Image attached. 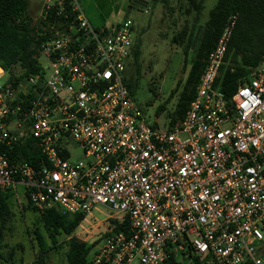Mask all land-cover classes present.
<instances>
[{
  "label": "built area",
  "instance_id": "2783aa9c",
  "mask_svg": "<svg viewBox=\"0 0 264 264\" xmlns=\"http://www.w3.org/2000/svg\"><path fill=\"white\" fill-rule=\"evenodd\" d=\"M40 21L48 65L0 81V194L22 187L39 213L108 209L92 264H264V69L232 96L216 86L237 15L185 116L164 129L147 123L123 78L131 21L96 28L80 0H46ZM27 140L43 166L10 158ZM75 146L88 161L69 160Z\"/></svg>",
  "mask_w": 264,
  "mask_h": 264
},
{
  "label": "rangeland",
  "instance_id": "374dc122",
  "mask_svg": "<svg viewBox=\"0 0 264 264\" xmlns=\"http://www.w3.org/2000/svg\"><path fill=\"white\" fill-rule=\"evenodd\" d=\"M80 1L87 19L96 28L113 29L127 20L133 23L132 40L138 46L140 56L137 62L130 57L123 78L147 123H157L162 129L168 128L170 117L176 114L189 67L195 57L196 47L188 55L189 63L185 71L184 49L187 40L182 46L172 41L184 28L191 29L194 24L195 13L191 16L185 14L187 0H170L168 5L149 0L146 7L137 4L135 0ZM217 1L205 0L196 28V38L203 32ZM45 2L28 0L29 13L34 22H40ZM40 62L44 66L48 65L45 59ZM260 68L264 69V64ZM10 77L5 72L1 83ZM173 92L175 95L171 97ZM69 160L86 162L89 159L81 148L75 146L70 151ZM112 217L108 209L96 206L73 235L56 236L54 239L41 222V215L30 208L23 190L19 196L11 197L10 214L5 219L0 217V264H37L40 252L37 232L44 236L49 246L47 264L67 262L68 241L72 237L92 246L90 258L93 260L111 231L109 226L113 221L108 219Z\"/></svg>",
  "mask_w": 264,
  "mask_h": 264
},
{
  "label": "trees",
  "instance_id": "16d2710c",
  "mask_svg": "<svg viewBox=\"0 0 264 264\" xmlns=\"http://www.w3.org/2000/svg\"><path fill=\"white\" fill-rule=\"evenodd\" d=\"M155 1L163 5H168L170 2V0ZM187 2L188 7L185 14L191 16L193 12L195 13L194 24L191 29L184 28L172 41L182 46L187 40L184 49L185 71L189 63L188 55L194 47H196L195 57L189 67L176 114L170 117L169 127L177 124L185 116L196 96L208 56L215 48L232 16L237 15V21L216 86L227 96H232L241 85L249 81L252 73L264 64V0H218L210 12L203 32L197 38L196 28L205 0H187ZM49 21L54 22L55 19L51 17ZM41 25L45 26L43 21L34 22L31 17L28 0H0V66L10 74V79L16 83L40 71L42 57L40 46L47 39V36L40 35ZM139 56V48L134 45L131 57L137 62ZM174 95L175 92L171 97ZM162 110L163 108L160 109V111ZM9 156L12 160L24 159L37 168L45 164L41 150L34 140H27L23 144L16 145ZM10 199L11 194L8 192L0 194V217L3 219L10 214ZM30 208L41 215V222L50 237L54 239L56 236L70 237L85 219L82 214H63L56 209L39 213L31 204ZM128 225L129 221L126 218L124 223L116 227L115 230L127 228ZM37 236L40 244L37 264H47L46 254L49 246L42 234L37 232ZM68 247L65 264H92L90 254L93 248L91 245L72 237L68 241ZM193 264L204 263L195 257Z\"/></svg>",
  "mask_w": 264,
  "mask_h": 264
},
{
  "label": "crops",
  "instance_id": "0c3cea01",
  "mask_svg": "<svg viewBox=\"0 0 264 264\" xmlns=\"http://www.w3.org/2000/svg\"><path fill=\"white\" fill-rule=\"evenodd\" d=\"M22 192H23V188L20 187V188H16V189L11 190L8 193L11 194L12 198H14V197L19 196Z\"/></svg>",
  "mask_w": 264,
  "mask_h": 264
},
{
  "label": "flooded vegetation",
  "instance_id": "af4514ba",
  "mask_svg": "<svg viewBox=\"0 0 264 264\" xmlns=\"http://www.w3.org/2000/svg\"><path fill=\"white\" fill-rule=\"evenodd\" d=\"M135 2L141 6H143L145 3H147V0H135Z\"/></svg>",
  "mask_w": 264,
  "mask_h": 264
},
{
  "label": "water",
  "instance_id": "95a60500",
  "mask_svg": "<svg viewBox=\"0 0 264 264\" xmlns=\"http://www.w3.org/2000/svg\"><path fill=\"white\" fill-rule=\"evenodd\" d=\"M149 0H147V2H148ZM147 5H146V3L143 5V7H146ZM0 72H2V73H4L5 72V70H4V68L2 67V66H0Z\"/></svg>",
  "mask_w": 264,
  "mask_h": 264
}]
</instances>
